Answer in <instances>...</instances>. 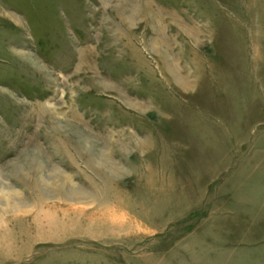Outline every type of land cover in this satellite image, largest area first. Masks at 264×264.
<instances>
[{
    "label": "rangeland",
    "instance_id": "1",
    "mask_svg": "<svg viewBox=\"0 0 264 264\" xmlns=\"http://www.w3.org/2000/svg\"><path fill=\"white\" fill-rule=\"evenodd\" d=\"M0 264H264V0H0Z\"/></svg>",
    "mask_w": 264,
    "mask_h": 264
}]
</instances>
